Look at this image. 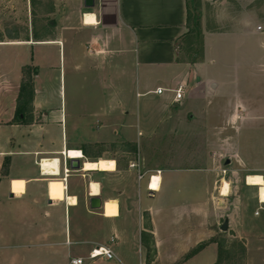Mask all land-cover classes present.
<instances>
[{
	"label": "crops",
	"instance_id": "0c3cea01",
	"mask_svg": "<svg viewBox=\"0 0 264 264\" xmlns=\"http://www.w3.org/2000/svg\"><path fill=\"white\" fill-rule=\"evenodd\" d=\"M218 1L220 0H94V7L87 9L84 6V0H0V53L4 55L1 65L10 54L6 63H9L14 74L13 79L5 78L3 91L8 95H2L5 98L0 99V133L5 130L0 137V140L2 138L0 185L6 188L10 200L24 201L27 208L32 204L31 207H35L38 211L43 204H46L47 208L54 209V214H64L69 231L65 229L67 239L62 245L67 249H61L62 255L66 252L70 257L73 249L78 252L81 245L95 244L97 247L111 249L118 263H114V259L105 258L88 260L90 252L95 247L85 251L86 257L80 255L70 257V261L81 258L89 264H136L131 254L133 243L140 237L143 255L139 264H147L148 248L156 251V257L152 259L151 264H161L160 249L167 244L191 243L192 246L197 244L208 246L211 243L218 246L212 241L218 231H221L223 235L227 234L246 241L245 237L231 229L230 222L227 223L226 232H223L221 228L218 230L224 224L225 211L227 212L230 208L228 207L229 199L239 201L240 194L231 195L233 185L229 182V178H225L230 170L218 166V157L213 151V141L206 140L204 135L178 134V146L175 153H171L169 147V140L174 136L168 135L170 139L167 138L168 141L164 144L161 143L158 146L156 143L152 144L149 157L142 156L138 149L134 151L127 149L119 160L115 158L85 160L80 163L79 171L70 170L67 176H64L63 152L66 155L67 168H70L71 160H81V155L84 158V153L76 147L67 148L68 142L63 136L61 146L57 148H43L37 139L34 140L36 144L32 148H26L27 146L20 147L18 150L5 148L6 143L12 145L16 138L15 133H24V130H28L27 133H33L43 129L48 116L45 115L42 121L39 114L49 98L45 87L49 89V85H53L57 75L58 77L64 75V79L68 78L72 83H88L92 82V74L96 73L95 85L111 93L112 91L118 93V80L122 75L128 74V67L131 73L134 67V71L137 72L138 86L142 90L138 96L143 97L149 94L162 96V109L166 114L172 113V107L180 105L183 98L177 101L175 91L182 89L183 95L184 89L193 79L198 85L203 83L197 70L200 58L194 55L192 58L186 49L191 35L189 24L192 5L212 4ZM224 1L221 0V2ZM86 15H93L95 25L85 24ZM239 32L251 35L257 31L241 30ZM25 66H30L34 72L33 121L29 125L13 124L22 81V69ZM212 86L218 89V85ZM157 89H163L162 94H157ZM245 112H247L245 107L238 105L231 121L240 120L241 113ZM191 119L193 120L194 117ZM180 123H182L181 118ZM180 129L182 130L181 127ZM176 130L175 128L174 132ZM176 135L177 133L175 137ZM71 152L76 155H70ZM17 157L32 158L31 167H38V176L13 175L11 162ZM227 157L233 159L237 157V154L227 155ZM6 159H10V162L8 163ZM45 159L60 160L57 175L44 174L40 171V161ZM175 160L180 164L186 163V168L180 166L174 169ZM87 163L93 164L94 168L85 169ZM131 163L139 164V172L136 170L137 183L132 179L133 184L129 185V174L131 170H134L129 167ZM228 165L225 163L224 166ZM3 168L7 171L5 174L2 172ZM173 170L198 172L202 176L191 182L195 188L193 192L197 194L196 197L186 199L175 208H168L164 203L171 190L167 191L169 183L166 175ZM223 170L226 171L225 174L222 173ZM79 173L83 184L82 189L77 188L75 184L71 185L69 180L71 176ZM138 173L144 175L143 179H138ZM216 174H218L217 177ZM250 175H260L263 179L264 175L256 172L245 175L244 178V183L253 191L252 195L257 200V204L264 207L259 193L261 188L249 186L247 183V177ZM152 176L154 180L159 179L160 184L158 190L150 195L149 178ZM54 180L64 185L62 201L53 200L50 196V183ZM15 181L24 182V190L19 195H16L13 190ZM225 182L229 184V193L226 196L222 194ZM34 183L42 184L39 186L41 190L37 187L30 188V185ZM135 184L143 185V195L137 190L138 186ZM92 185L98 189L96 193L92 191ZM27 196L29 198H26ZM91 197L101 199L100 209L90 208ZM72 199L74 202H71ZM110 211H113L115 215L107 216L106 214ZM45 215L48 216L49 213L46 212ZM84 216L94 220V228L112 233L109 242H102L101 237L94 242L82 239L86 235V229H90L82 219ZM170 218L183 219L179 224H183L186 228L185 232L181 230L185 234L175 236L180 232L167 231L169 226L167 219ZM212 218H216V221L210 222ZM136 220L138 230H132L130 225L133 227V222ZM191 229L194 231L195 238L187 236L191 235L190 232L186 234ZM143 234H146V237L142 242ZM167 234L170 235L167 236ZM258 238L264 239L261 234ZM70 261L69 264H71ZM98 261L99 263H96Z\"/></svg>",
	"mask_w": 264,
	"mask_h": 264
},
{
	"label": "rangeland",
	"instance_id": "374dc122",
	"mask_svg": "<svg viewBox=\"0 0 264 264\" xmlns=\"http://www.w3.org/2000/svg\"><path fill=\"white\" fill-rule=\"evenodd\" d=\"M263 21L264 0L195 3L190 11L191 35L186 49L192 58L193 55L200 58L197 70L203 83L198 85L196 80H191L184 89L181 104L172 107V113L166 114L162 109V96L152 94L138 96L142 90L138 86L134 67L132 73L128 67V74L122 75L118 80V93L114 91L111 93L95 85L96 73L92 74L93 80L88 83H72L68 78L65 80L64 75L61 77L57 75L53 85H49V89L45 87L49 98L39 114L42 121L45 115L48 116L43 129L35 130L33 133H27L28 130H24V133H15L16 138L12 145L6 143L5 148L6 150H18L23 146L32 148L36 144L35 139L43 148H57L61 146L63 136L65 140L67 139V148L76 147L84 153V158L80 160V163H83L85 160L95 161L99 158L119 160L127 149L133 151L138 149L142 156L149 157L152 144L156 143L157 146L164 144L168 141V135L175 137L177 133L175 138H169L171 153H175L178 134L204 135L206 140L213 141L218 166L230 170L225 178H229L233 185L231 195L240 194L239 201L229 199L230 208L225 211L224 222H230L231 229L246 238L244 241L218 231L212 241L219 246L223 245V248L231 253V257L226 259L224 264H264V239L258 238L259 234L264 237V207L257 204L252 195L253 191L244 183L245 175L256 172L264 175ZM241 30L257 32L246 35L239 32ZM9 56L10 54L8 58ZM3 57V53H0V99L5 98L2 95H8L3 91L5 78H14L12 68L6 63L8 58L1 65ZM212 85H218V89H214ZM238 105L244 106L247 112L241 113L242 118L233 122L231 118ZM3 131L5 130H2L0 137L3 136ZM155 153L156 151L153 152L154 155ZM235 154L236 158L227 157ZM152 158L154 159V156ZM6 160L10 162V159ZM227 160L230 164L224 166ZM11 163L13 175L38 176V167H31L32 158L17 157L13 158ZM173 165L174 169L187 166L186 163L180 164L176 160ZM129 176V185L133 184L132 179L137 183L136 169L131 170ZM166 176L169 183L167 191L171 190L164 203L168 208H175L186 199L197 196L193 192L195 188L191 182L200 179L202 175L198 172L173 170ZM69 180L71 185L83 188L80 173L71 176ZM41 185L34 183L30 188L40 189ZM13 190L16 195L21 194L24 182H13ZM137 190L143 195L142 184ZM6 191V188L0 185V264H69L70 257L79 255L86 257L85 251L88 248L97 247L95 244H84L78 248V252L73 249L70 257L66 252L62 255L61 249H67L62 245L67 239L65 229L69 231L64 214H54V209L47 208L46 204L42 205V209H38L39 212L35 207H31L32 204L27 208L24 201L10 200ZM63 192L64 185L60 181H51L50 196L53 200L62 201ZM46 212L49 213L48 216L45 215ZM106 215L115 214L110 211ZM82 219L90 227L86 229V235L82 239L94 242L101 237L102 242H109L112 233L94 228L95 222L89 217L84 216ZM71 220L73 230V217ZM182 220L167 219L169 224L167 231L180 232L175 236L185 234L186 228L179 224ZM215 221L216 218L210 219V222ZM133 224V227L130 225L131 229L138 230V221ZM188 232L191 234L187 235L189 238H195L192 229L186 234ZM114 238L118 242L117 238ZM236 243L245 246L246 253L241 259ZM190 244L164 245L160 249L162 255L160 263H217L218 246L211 243L208 246ZM151 249L153 259L156 257V251ZM142 255L140 237L133 243L131 257L139 264ZM113 262L118 263L115 259Z\"/></svg>",
	"mask_w": 264,
	"mask_h": 264
},
{
	"label": "trees",
	"instance_id": "16d2710c",
	"mask_svg": "<svg viewBox=\"0 0 264 264\" xmlns=\"http://www.w3.org/2000/svg\"><path fill=\"white\" fill-rule=\"evenodd\" d=\"M33 75L34 72L31 67H24L22 69V81L20 85L19 95L17 99V107H16V115L14 120L12 121L13 124H26L29 125L32 123V102L34 96L33 90ZM2 172L5 174L7 171L3 168ZM146 234L142 235V242L145 240ZM236 248L239 250V259L245 256L246 250L243 244L236 243ZM223 245H218V260L216 264H224L226 259H229L231 253L223 248ZM152 249H147V264H151V253ZM236 255V252H235Z\"/></svg>",
	"mask_w": 264,
	"mask_h": 264
},
{
	"label": "bare ground",
	"instance_id": "6f19581e",
	"mask_svg": "<svg viewBox=\"0 0 264 264\" xmlns=\"http://www.w3.org/2000/svg\"><path fill=\"white\" fill-rule=\"evenodd\" d=\"M85 24L86 25H95V20L93 15H86L85 17ZM70 155H76L74 152L69 153ZM80 154V153H79ZM69 155V157H70ZM81 159H83V156L81 155L80 157ZM58 164L59 161L58 159H45L42 160L41 162V170L43 171L44 174H50V175H57V171H58ZM94 168V165H90V164H86L85 165V169H92ZM90 171V170H88ZM92 171V170H91ZM159 183V179L158 180H154L152 187H154V189L157 188V184ZM247 183L249 184V186H258L260 187V198L261 201L264 202V179L262 176L260 175H250L247 177ZM97 188L95 187V185H92V191L94 193L97 192ZM229 193V184L227 182H225L223 184V189H222V194L223 195H228ZM71 202H74V200L72 199Z\"/></svg>",
	"mask_w": 264,
	"mask_h": 264
},
{
	"label": "built area",
	"instance_id": "2783aa9c",
	"mask_svg": "<svg viewBox=\"0 0 264 264\" xmlns=\"http://www.w3.org/2000/svg\"><path fill=\"white\" fill-rule=\"evenodd\" d=\"M162 92H163V89H157V91H156L157 94H162ZM175 96H176V100L177 101L181 100V98H182V89H178L177 91H175ZM63 157L65 158V160H64V176H67V174L70 172L71 169L67 168L68 165H67L66 155L64 154V152H63ZM58 161H59V164H60V160L59 159H58ZM41 162H42V160L40 161V171L42 172V170H41ZM59 164H58V166H59ZM129 167H130V169L138 170L139 169V164L138 163H131ZM138 172H139V170H138ZM222 173L225 174L226 171L223 170ZM143 176L144 175L138 173V179L139 180L143 179ZM154 179L155 178L153 176L149 178V190L151 192L150 195H152L153 192L158 190V187H159V184H160V181H159V183L157 184V188L154 189V187H152ZM98 258H105L107 260H113L115 258V256H114V253H113V251L111 249H109L107 247H103V246H98V247H95L90 252V254H89L87 259L93 261V260H96ZM70 263L71 264H84V259H81V258L71 259Z\"/></svg>",
	"mask_w": 264,
	"mask_h": 264
},
{
	"label": "water",
	"instance_id": "95a60500",
	"mask_svg": "<svg viewBox=\"0 0 264 264\" xmlns=\"http://www.w3.org/2000/svg\"><path fill=\"white\" fill-rule=\"evenodd\" d=\"M84 6L87 9L93 8L94 7V0H84ZM229 164V161L226 162V165ZM70 169L72 171H79L81 169L80 165V160L78 159H73L70 161ZM89 206L92 210H98L102 206L101 199L99 197H91L89 200ZM228 229V224L227 222H224V224L221 227V230L223 232H226Z\"/></svg>",
	"mask_w": 264,
	"mask_h": 264
}]
</instances>
